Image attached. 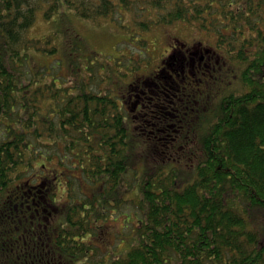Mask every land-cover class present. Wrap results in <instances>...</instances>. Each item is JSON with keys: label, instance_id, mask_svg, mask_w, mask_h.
Instances as JSON below:
<instances>
[{"label": "trees", "instance_id": "1", "mask_svg": "<svg viewBox=\"0 0 264 264\" xmlns=\"http://www.w3.org/2000/svg\"><path fill=\"white\" fill-rule=\"evenodd\" d=\"M38 11L59 16L68 64L69 34L79 41L68 13L140 32L192 24L240 65L244 91L187 107L175 129L161 113L132 127L115 96L77 89L83 80H26L31 50L59 49L28 37ZM52 149L68 171L61 210L50 189L62 178L30 175ZM123 205L136 211L119 251L101 231ZM0 264H264V0H0Z\"/></svg>", "mask_w": 264, "mask_h": 264}, {"label": "rangeland", "instance_id": "2", "mask_svg": "<svg viewBox=\"0 0 264 264\" xmlns=\"http://www.w3.org/2000/svg\"><path fill=\"white\" fill-rule=\"evenodd\" d=\"M67 15L65 22L68 23L69 29L79 36L77 41L68 33L72 38L70 45L75 44L73 49L76 50L74 56L68 60L69 64L67 61L66 63L62 61L64 56L61 45L65 41L63 36L66 32L58 25L59 16L54 15L51 20H46L43 12L38 11L35 22L27 31L28 37L43 42L50 36L51 43L56 42L59 49L55 54L31 50L28 63L32 70L29 71L26 80L36 71L37 75L45 73L42 78L45 82H50L52 77L56 78L52 88L75 87L79 80H83L84 84L77 86V89L80 88L92 95L103 93L106 96H115L118 105L128 114L126 117L132 127L146 120L147 114L161 113L163 123H169L171 128H176L175 121L187 107L196 106L200 101H210L214 104L223 94L244 91L243 83L238 78L240 65L236 61H231L229 55L217 48L214 36L198 31L192 24L177 22L171 25H154L148 31L140 32L132 26L119 27L116 19L97 23L76 17L71 13ZM53 32L57 34V38L52 34ZM79 57L80 60L76 61ZM190 57H192V65ZM200 57H202L201 61H199ZM199 65L206 71H198ZM110 68L113 71L107 76ZM67 91L63 93L62 102L67 96ZM142 103L148 105V110L143 106L137 109ZM52 105H55V102L53 104L50 100L43 103L46 110H50ZM50 154L51 158L48 161L46 154H42V159L37 162L30 175L33 176L35 185L46 178L50 180L52 178L50 174L53 173H57L62 178L57 186L50 189L57 207L61 210L65 207L64 191L67 182L65 174L68 171L66 166L59 164L58 152L52 149ZM132 161L140 162L139 157L135 159L134 155ZM90 191L91 187L85 184L84 192ZM134 195L135 190L131 191L128 197ZM135 211L134 208H125L123 205L118 213L111 214L107 218L104 235L101 231V236L107 238V243L111 241L117 243L119 241L117 235L121 238L122 243L117 244L119 251L126 249L130 240L131 224H126L125 220L133 218V215L127 217L125 214ZM52 217L53 219L48 221L49 225L54 219L55 221L60 219L58 214Z\"/></svg>", "mask_w": 264, "mask_h": 264}, {"label": "flooded vegetation", "instance_id": "3", "mask_svg": "<svg viewBox=\"0 0 264 264\" xmlns=\"http://www.w3.org/2000/svg\"><path fill=\"white\" fill-rule=\"evenodd\" d=\"M183 58H185V56H183ZM191 58V62H192V57H190ZM202 60V57H200L199 58V61H201ZM193 63H191V65H192ZM209 64V63H208ZM206 71V69H204L203 67H201L200 65L198 66V71ZM189 72V71H188ZM193 73H194V71H193Z\"/></svg>", "mask_w": 264, "mask_h": 264}]
</instances>
